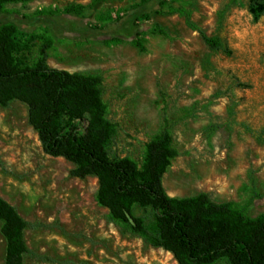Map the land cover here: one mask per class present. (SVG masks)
Masks as SVG:
<instances>
[{
	"label": "rangeland",
	"instance_id": "rangeland-1",
	"mask_svg": "<svg viewBox=\"0 0 264 264\" xmlns=\"http://www.w3.org/2000/svg\"><path fill=\"white\" fill-rule=\"evenodd\" d=\"M140 6V0H36L7 4L0 20L25 33L27 49L13 54L15 67L43 61L99 81L110 160L127 158L143 171L148 145L167 130L177 152L162 177L168 197L208 194L216 205L247 206L248 219L264 217V13L253 16L250 0ZM169 8L185 11L198 30L219 39L220 50L208 48ZM142 10L149 20L133 27ZM42 11L54 18L28 19ZM113 38L121 42L109 44ZM75 168L44 154L24 104L0 106V197L26 223L22 264H177L113 222L98 203L97 180L71 177ZM132 215L155 227L150 208L134 206ZM1 229L0 221L4 264Z\"/></svg>",
	"mask_w": 264,
	"mask_h": 264
},
{
	"label": "trees",
	"instance_id": "trees-1",
	"mask_svg": "<svg viewBox=\"0 0 264 264\" xmlns=\"http://www.w3.org/2000/svg\"><path fill=\"white\" fill-rule=\"evenodd\" d=\"M32 1L36 0H0V15L8 14L4 10L7 4ZM166 1L140 0L139 9L153 3L165 9ZM249 11L255 17L264 13V0H250ZM167 13L183 16L186 25L199 32L208 48L220 50L219 39L198 30L185 11L169 8ZM32 18L45 23L54 16L42 11L28 19ZM134 19L131 25L138 28L136 22L148 21L149 16L142 10L136 12ZM23 35L12 22L0 24V106L17 101L27 107L28 124L36 132L44 154L74 164L76 168L70 172L73 178H95L98 203L113 222L126 226L150 246L171 254L177 264H264V217L248 219L247 206L236 209L216 205L208 194L182 201L168 197L162 177L177 152L167 130L148 145L143 171L127 158L110 160L106 145L111 130L104 119L99 81L50 69L43 61L31 68L15 67L13 54L27 49ZM136 36H140V31L136 30ZM120 42L113 38L108 43ZM133 44L143 50L141 42L136 40ZM134 206L153 211V229L133 217ZM0 221L6 243L4 264H22L27 251L26 223L1 197Z\"/></svg>",
	"mask_w": 264,
	"mask_h": 264
},
{
	"label": "flooded vegetation",
	"instance_id": "flooded-vegetation-1",
	"mask_svg": "<svg viewBox=\"0 0 264 264\" xmlns=\"http://www.w3.org/2000/svg\"><path fill=\"white\" fill-rule=\"evenodd\" d=\"M0 22H1V20H0ZM2 23V22H1Z\"/></svg>",
	"mask_w": 264,
	"mask_h": 264
}]
</instances>
